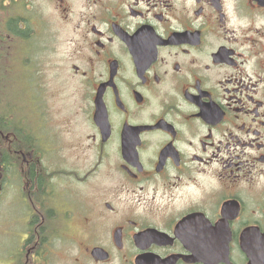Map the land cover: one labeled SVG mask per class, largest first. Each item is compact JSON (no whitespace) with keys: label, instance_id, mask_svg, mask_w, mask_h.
<instances>
[{"label":"flooded vegetation","instance_id":"af4514ba","mask_svg":"<svg viewBox=\"0 0 264 264\" xmlns=\"http://www.w3.org/2000/svg\"><path fill=\"white\" fill-rule=\"evenodd\" d=\"M20 62L82 129L0 114L1 264H264V0H0V110Z\"/></svg>","mask_w":264,"mask_h":264},{"label":"rangeland","instance_id":"374dc122","mask_svg":"<svg viewBox=\"0 0 264 264\" xmlns=\"http://www.w3.org/2000/svg\"><path fill=\"white\" fill-rule=\"evenodd\" d=\"M15 59L17 56L15 54ZM48 71V70H47ZM15 77L9 83L8 92L11 93V101L8 99L9 94L5 90L6 105H13L14 112L18 118H26L34 128L40 126V114L43 113V107L39 104L44 102L48 112L47 117L50 121L48 129L55 128L61 120H68L63 125L64 129H69L77 133L82 127H77L82 121H76L74 117L75 90L70 82H59L55 80V72H48L44 75V84L38 88L37 79L32 65H23L21 62L15 69ZM41 76V75H38ZM7 108L0 110L4 114ZM74 119V120H72ZM10 176L8 183L13 179V169L7 173ZM7 194V192H6ZM8 195V194H7ZM12 197V196H11ZM10 197V198H11ZM9 198V199H10ZM8 199V201H9ZM19 239V230L13 220V208L5 204V198L0 199V264L10 262L6 255L16 249V241ZM62 258H65L62 255ZM55 261L62 264L64 260L55 257ZM9 264V263H8Z\"/></svg>","mask_w":264,"mask_h":264},{"label":"trees","instance_id":"16d2710c","mask_svg":"<svg viewBox=\"0 0 264 264\" xmlns=\"http://www.w3.org/2000/svg\"><path fill=\"white\" fill-rule=\"evenodd\" d=\"M6 112L4 114H13L14 113V106L13 105H6L5 106ZM10 132L14 130L13 121L11 118L6 115V117H0V131ZM12 133V132H11ZM11 133L9 135H11ZM27 145V144H26ZM28 146V145H27ZM12 155V153H10ZM12 167H9V163L6 164L4 171L7 173ZM14 171V169H13Z\"/></svg>","mask_w":264,"mask_h":264}]
</instances>
